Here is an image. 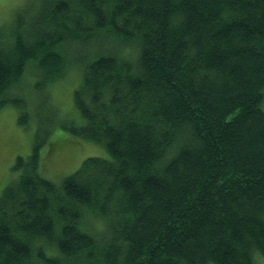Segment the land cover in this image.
Masks as SVG:
<instances>
[{"label": "trees", "instance_id": "trees-1", "mask_svg": "<svg viewBox=\"0 0 264 264\" xmlns=\"http://www.w3.org/2000/svg\"><path fill=\"white\" fill-rule=\"evenodd\" d=\"M39 2L0 36V110L34 127L0 194V264L264 260V0ZM74 64L61 127L106 157L55 182L41 106Z\"/></svg>", "mask_w": 264, "mask_h": 264}, {"label": "rangeland", "instance_id": "rangeland-1", "mask_svg": "<svg viewBox=\"0 0 264 264\" xmlns=\"http://www.w3.org/2000/svg\"><path fill=\"white\" fill-rule=\"evenodd\" d=\"M40 8L39 0H0V36L3 34V28L12 25L18 10H23L26 16H33ZM79 79L80 73L74 64L68 69L65 77L50 86V101L41 106V114L49 121L46 125L51 130L40 149L43 173L46 178L55 182L73 173L88 157H106L102 146L77 139L61 127L63 123L74 124L72 115L77 113L73 91ZM262 109L264 110V101ZM17 119L18 110L15 107L7 106L0 110V194L17 176V172L13 170L17 158H26L32 152L34 127H23L18 124ZM53 142H59L61 145L55 149ZM258 264H264V260Z\"/></svg>", "mask_w": 264, "mask_h": 264}, {"label": "bare ground", "instance_id": "bare-ground-1", "mask_svg": "<svg viewBox=\"0 0 264 264\" xmlns=\"http://www.w3.org/2000/svg\"><path fill=\"white\" fill-rule=\"evenodd\" d=\"M70 6V5H69ZM72 13V12H71ZM23 14V13H22ZM30 24V23H29ZM179 26V25H178ZM29 27V26H28ZM63 37V36H62ZM66 42V41H65ZM64 42V43H65ZM61 47V46H60ZM38 63V62H37ZM71 68V67H70ZM43 70V69H42ZM117 70V69H116ZM106 75H108V74H106ZM106 78V77H105ZM117 82V81H116ZM113 83V82H112ZM111 83V84H112ZM108 85V84H107ZM106 86V85H105ZM109 86V85H108ZM105 88V87H104ZM88 89V88H87ZM31 90V89H30ZM37 90V89H36ZM93 93V92H92ZM112 96V95H111ZM44 100V99H43ZM86 100V99H85ZM48 101V100H47ZM101 101V100H100ZM109 101V100H108ZM90 102V101H89ZM99 105V104H98ZM95 106V105H94ZM74 116V115H73ZM42 120V119H41ZM65 120H66V118H65ZM34 142V141H33ZM24 200V199H23ZM73 202V201H72ZM77 203V202H76ZM88 209V208H87ZM84 213V212H83ZM33 216V215H32ZM62 227V226H61ZM100 251V250H99ZM72 254V253H71ZM48 256V255H47ZM103 260V259H102ZM104 264V263H103Z\"/></svg>", "mask_w": 264, "mask_h": 264}]
</instances>
